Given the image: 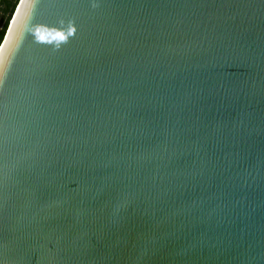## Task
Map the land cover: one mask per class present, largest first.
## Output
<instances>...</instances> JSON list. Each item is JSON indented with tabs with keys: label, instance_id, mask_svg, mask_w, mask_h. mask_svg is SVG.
I'll return each instance as SVG.
<instances>
[{
	"label": "water",
	"instance_id": "95a60500",
	"mask_svg": "<svg viewBox=\"0 0 264 264\" xmlns=\"http://www.w3.org/2000/svg\"><path fill=\"white\" fill-rule=\"evenodd\" d=\"M0 264H264V0H18Z\"/></svg>",
	"mask_w": 264,
	"mask_h": 264
},
{
	"label": "trees",
	"instance_id": "16d2710c",
	"mask_svg": "<svg viewBox=\"0 0 264 264\" xmlns=\"http://www.w3.org/2000/svg\"><path fill=\"white\" fill-rule=\"evenodd\" d=\"M18 0H0V42Z\"/></svg>",
	"mask_w": 264,
	"mask_h": 264
}]
</instances>
